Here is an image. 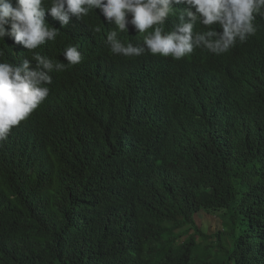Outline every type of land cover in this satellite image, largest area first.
<instances>
[{
  "label": "clouds",
  "instance_id": "obj_1",
  "mask_svg": "<svg viewBox=\"0 0 264 264\" xmlns=\"http://www.w3.org/2000/svg\"><path fill=\"white\" fill-rule=\"evenodd\" d=\"M117 102L128 105L121 163L133 167L139 200L177 176L181 197L195 187L189 174H211L219 157L228 166L222 130L264 117V0H0V167L38 148L67 152L59 124ZM219 206L196 213L222 223L203 232L195 218L203 234L224 230Z\"/></svg>",
  "mask_w": 264,
  "mask_h": 264
},
{
  "label": "trees",
  "instance_id": "obj_2",
  "mask_svg": "<svg viewBox=\"0 0 264 264\" xmlns=\"http://www.w3.org/2000/svg\"><path fill=\"white\" fill-rule=\"evenodd\" d=\"M127 108L117 102L108 118L98 112L63 121L58 133L71 143L67 152L48 156L38 148L31 159L0 167V264H264V117L251 115L261 118L256 127L246 119L235 122V133L222 130L225 150L233 151L228 166L219 157L211 174H189L195 187L181 197H173L177 176L141 201L129 179L133 167L121 163ZM218 202L227 209L225 228L203 234L195 215L217 213Z\"/></svg>",
  "mask_w": 264,
  "mask_h": 264
},
{
  "label": "rangeland",
  "instance_id": "obj_3",
  "mask_svg": "<svg viewBox=\"0 0 264 264\" xmlns=\"http://www.w3.org/2000/svg\"><path fill=\"white\" fill-rule=\"evenodd\" d=\"M197 223L203 232L212 229H221L222 223L219 222L217 217H211L207 214H197L195 216Z\"/></svg>",
  "mask_w": 264,
  "mask_h": 264
},
{
  "label": "bare ground",
  "instance_id": "obj_4",
  "mask_svg": "<svg viewBox=\"0 0 264 264\" xmlns=\"http://www.w3.org/2000/svg\"><path fill=\"white\" fill-rule=\"evenodd\" d=\"M86 36H88V37H89V35H88V34H86ZM86 36H85V38H87ZM91 41H92V40H91ZM91 41H90V42H88V45H87L86 43H84V46H85V45L89 46V44L91 43ZM80 44H81V43H78V45H80Z\"/></svg>",
  "mask_w": 264,
  "mask_h": 264
}]
</instances>
